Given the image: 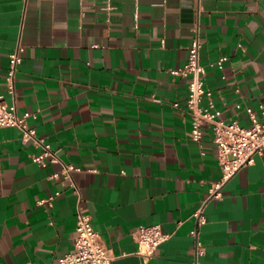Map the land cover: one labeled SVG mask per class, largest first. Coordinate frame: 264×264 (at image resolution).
Masks as SVG:
<instances>
[{"label":"crops","instance_id":"crops-1","mask_svg":"<svg viewBox=\"0 0 264 264\" xmlns=\"http://www.w3.org/2000/svg\"><path fill=\"white\" fill-rule=\"evenodd\" d=\"M196 26L216 108L248 126L247 108L264 105V0H0V93L80 168L75 191L52 177L59 163L33 161L42 147L19 127L0 128V264H59L74 248L79 209L111 264H264V154L212 198L222 177L213 133L192 139L189 79L174 71ZM151 225L170 237L146 260L135 233Z\"/></svg>","mask_w":264,"mask_h":264},{"label":"built area","instance_id":"built-area-1","mask_svg":"<svg viewBox=\"0 0 264 264\" xmlns=\"http://www.w3.org/2000/svg\"><path fill=\"white\" fill-rule=\"evenodd\" d=\"M23 51V45L18 43L9 55L7 91L11 95L15 93V77L22 62ZM223 61L222 58L217 63L220 68L223 67ZM174 73L189 79V93L184 109L192 118V139L200 142L203 139L205 128L211 129L213 133L222 177L214 184L211 197H221L225 183L242 168L254 164L257 155L264 154V105H260L257 110L247 108L251 120L248 126H242L237 120L223 119L221 111L216 108L213 92L205 86L206 67L201 62V39L197 26L194 29L188 60L181 69L175 70ZM173 105L178 108L181 106L179 102H174ZM29 115L30 113L19 115L16 106L8 103L5 96L0 93V128L19 127L23 132L24 142L32 141L42 147V151L33 156V161L40 165H46L48 162L59 163L61 168L53 173L52 177L62 178L67 185L78 191L73 173L80 168L64 162L58 150L53 149L50 144L39 137L34 128L28 127ZM54 198L50 196L41 202L51 203ZM204 209L205 203L193 215L198 225H204L207 221ZM76 231L74 248L60 259L59 264H111L115 258L112 250L104 245L100 234L94 228L91 216L81 209L77 213ZM193 234L197 237L196 255L198 257L204 253V246L198 239V231H193ZM169 237L170 235L163 232L160 225L142 227L135 233L138 243L137 252L148 260L155 255L159 245ZM194 264L199 263L196 260Z\"/></svg>","mask_w":264,"mask_h":264}]
</instances>
